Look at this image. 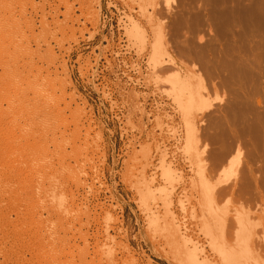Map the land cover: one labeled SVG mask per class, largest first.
<instances>
[{"label": "rangeland", "instance_id": "374dc122", "mask_svg": "<svg viewBox=\"0 0 264 264\" xmlns=\"http://www.w3.org/2000/svg\"><path fill=\"white\" fill-rule=\"evenodd\" d=\"M261 70L264 0H0V264H264Z\"/></svg>", "mask_w": 264, "mask_h": 264}, {"label": "bare ground", "instance_id": "6f19581e", "mask_svg": "<svg viewBox=\"0 0 264 264\" xmlns=\"http://www.w3.org/2000/svg\"><path fill=\"white\" fill-rule=\"evenodd\" d=\"M242 63H243V61H239V64H242ZM247 64H248V62H247ZM239 83H240V86L246 87L245 84H243L242 82L239 81ZM257 84H258L259 88H264V70H261L259 72V78L257 80Z\"/></svg>", "mask_w": 264, "mask_h": 264}]
</instances>
